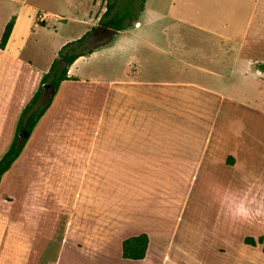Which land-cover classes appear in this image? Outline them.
Returning a JSON list of instances; mask_svg holds the SVG:
<instances>
[{
    "label": "rangeland",
    "instance_id": "374dc122",
    "mask_svg": "<svg viewBox=\"0 0 264 264\" xmlns=\"http://www.w3.org/2000/svg\"><path fill=\"white\" fill-rule=\"evenodd\" d=\"M106 1L0 0V37L12 17L20 19L9 54L0 50V160L13 141L22 109L42 86L41 79L58 52L65 44L83 37L86 30H97V19L105 11ZM137 21L140 24H132L101 46L91 42L89 35L85 48L96 49L94 54L70 66L69 79L54 90L52 97V89L42 86L40 104L49 103L48 108L30 135L19 134V143L26 141L24 152L0 177V192L20 200L27 195L41 196V204L46 207L39 218L36 213L40 199L31 202L34 210H29V202H16L9 210L8 217L13 222L9 235L6 223H1L6 214H0V264H54L70 212L84 220L86 213L87 217L95 214L101 219L108 203L115 207L121 204L126 215L123 223L117 224L120 232L113 236L108 250L104 246L97 252L74 251L67 240L59 264H145L124 260L118 241L138 236L149 228L147 222H136L133 217H154L156 210H150V203L157 205L160 220L171 214L168 221L171 232L175 228L176 242H200L197 250L184 247L193 258L204 260L203 264H215L236 256L237 233L225 227L221 233L219 228V212L224 211L219 198L225 195L226 178L218 183L214 171L191 170L183 183L168 184L162 190L144 186L136 192L134 170L93 171L85 164L86 156H75V162H66L62 160L70 158L66 155L53 156L56 161L52 162L58 165L46 167L45 161L40 162L44 156L37 155L44 149L69 148L76 142L87 147L85 138L73 139L81 133L120 131L121 124L110 122V118L119 120L118 102L124 97L122 90L129 87L127 83L173 79L196 83L205 91L191 88L194 93L189 94L192 99L185 108L181 104L172 106L171 102L156 103L152 111L159 118L153 124L143 122V129L150 126L149 130L157 132L218 131L230 139L236 132L248 131L254 141L253 173L255 177L264 173V151L260 147L264 145V70H258L264 65V0H145ZM183 62L209 73L167 72L168 68L182 69ZM216 62L220 63L214 65ZM147 69L157 71L151 75ZM125 99L123 104L133 114V99ZM146 108L143 120L151 113L150 106ZM184 115L185 123L165 121H177ZM124 125L131 127L133 123ZM100 139L107 141L103 136ZM111 140V147L119 142ZM170 173L173 171L139 172L144 180L171 179ZM120 183L126 184L120 186L121 191ZM52 195L61 207H56ZM147 203V207L142 206L146 208L135 207ZM164 229L167 231V226ZM29 236L34 240L25 252L23 245ZM173 253L168 252L170 257ZM150 261L169 264L162 261L161 255Z\"/></svg>",
    "mask_w": 264,
    "mask_h": 264
},
{
    "label": "crops",
    "instance_id": "0c3cea01",
    "mask_svg": "<svg viewBox=\"0 0 264 264\" xmlns=\"http://www.w3.org/2000/svg\"><path fill=\"white\" fill-rule=\"evenodd\" d=\"M103 13L104 12H102L100 16ZM14 18L15 24L10 38L5 49L1 50L5 54H9L11 44H13L18 34L17 29L19 30L20 19L18 16ZM99 18L97 21H99ZM138 24H140V22H138ZM37 25L38 24H35V27H37ZM93 26L94 24L91 25V27ZM87 32L88 30H86L83 35ZM94 50L96 49H93V51ZM93 54L94 52L88 56L80 57L73 64ZM171 60L172 63L176 62L174 58L169 59V61ZM219 63L220 62H216L214 65ZM146 71L153 75L157 70L147 69ZM176 71H180L177 74H184L185 72L191 71L209 73L208 70L200 66L186 62H183L182 69L168 68L167 70L170 74L171 72L174 74ZM127 85L129 86L127 91L126 89L122 90L123 92L119 90L124 96L123 99L120 98L118 102L119 116H122L120 118L118 116V121L114 120L116 118H110V122L120 123V129L124 131H119L117 129L118 132L105 130L108 132L98 133V131H95L91 133H81L76 138L73 137V139L79 140L85 138V145L87 147L79 146L81 143L76 142L71 143V147L69 148L60 147L55 149H44L37 154L44 156L40 159V162L43 163L45 161L46 167L51 165V167H53V164L58 165V163L52 162L56 161V159H53V156H70V158H62V160L66 162H75V156L81 159L86 156L85 164L93 171L119 170L125 172L134 170L136 172V180L134 183L136 192L141 190L144 186H151L155 187V189L162 190L161 187L167 186L168 184L174 185L175 183H183L186 178L188 179L189 176L187 173L190 174L191 170L197 171L202 168L205 172L214 171L215 180L217 181L218 179V183H222V178H226L224 186L225 195L219 198L220 205L224 206V211L219 212V220L220 218L222 220L219 224V228L221 233L223 227H225L228 231L233 230L238 235L236 256L233 257L232 255L230 260L216 261L215 264H264V252L262 251V246L257 243L260 238H264V173L260 174L259 177H255L253 173L256 166H254L255 164L251 160V156L254 153L252 133L248 131L236 132L230 139L226 134L218 131L213 134L210 132H157L153 129L149 130L150 126L144 130L142 126L143 122L153 124L156 121L155 119L159 118L158 114L152 111L153 107L157 105L156 103L171 102L172 106L181 104V107L185 108L192 99L189 94L194 93L191 88L205 91L204 87L193 82H177L173 79L170 81L141 79L135 83H127ZM125 97L133 99V114L131 113L132 109L129 110L123 104V101H126ZM194 97L196 96L194 95ZM149 106L151 108V113L149 111L147 113V118L143 120L144 113H146L147 110L146 107ZM128 114L133 116L129 118ZM186 117L187 115L178 117L177 121L167 118L165 121L168 123L174 122L173 124L185 123ZM124 123H133V126H126ZM133 127L135 130H128ZM100 136H103L107 141L100 139ZM110 137L115 140L118 139L119 142H114V146L112 147L108 146V142L111 140ZM260 147H262V151H264V145H260ZM64 165L65 164L62 166ZM144 171H173V173H170L169 177L171 179L166 177V179L159 180L150 177L144 180L142 175L139 174V172ZM218 174H220L219 178ZM29 185L28 183V186ZM120 186H126V184L120 183L119 191H121ZM56 192L57 190L54 192L55 195ZM124 192H126V190ZM55 195L51 196V200L54 198L56 207H61V202L55 199ZM91 198L95 200L98 199L96 197ZM38 199H40L39 212L36 214L41 218L40 216L43 217L42 210L46 207L45 203L41 204V200L43 199L41 196L27 195L20 200L13 195H6L2 191L0 192V214H6V216H4L5 219H2L3 221L1 223H6V232L9 230L8 235L11 230L10 224L13 223L12 221L10 222L8 217L9 210L13 209L12 206L20 200L24 203L29 202V210H34L35 206L31 205V202L38 201ZM147 205L149 204H141V206L136 204L135 207L139 210L142 206L147 207ZM148 207H150L151 211L156 210L154 217L148 219L142 214H137L136 218L133 217L136 222H147L149 226V228H144L138 233V235L145 234L148 238L146 255L144 259L141 260V263L151 264L150 259L152 257L154 258L156 256V259H159L161 255L162 261L169 264H203L205 262L204 260L193 258L184 249V247H186L188 249L197 250L199 249L200 242L189 244L182 243V245L176 242L174 239L175 228L171 232L172 227L168 221L171 214L168 213L170 216H163L160 220L157 212V205L150 203ZM121 208V204L115 207V205L112 206L108 203L106 207H104V213L101 219L95 216V214L94 217H87L88 214L86 213L85 220L78 218L75 212L71 211L65 223L64 237L54 264L60 263L59 257L62 256V252L65 248L64 246L67 243L71 245L70 250L74 251L88 249L91 252H97L104 248V246L105 248L107 247L106 250H108L113 236L120 232L117 228V224L123 223L126 219V215ZM120 213H122V216ZM55 217H57V215ZM161 224L163 226H160ZM164 226H167L168 229L166 230L168 232L165 231ZM1 231H3V229H1L0 232ZM246 238H252L256 246L245 244L244 240ZM33 240L31 236L27 238L25 245H23V250L25 252L31 249ZM67 240L69 241L66 243ZM124 240L125 239H121L118 241V244H122ZM170 250L176 253H173V257H170L168 254ZM159 253L161 254L159 255ZM149 254H151V258Z\"/></svg>",
    "mask_w": 264,
    "mask_h": 264
},
{
    "label": "trees",
    "instance_id": "16d2710c",
    "mask_svg": "<svg viewBox=\"0 0 264 264\" xmlns=\"http://www.w3.org/2000/svg\"><path fill=\"white\" fill-rule=\"evenodd\" d=\"M24 1V0H20ZM145 6V0H107L105 11L98 21V28L105 30L121 32L126 30L132 24L137 22L138 16L142 13ZM15 24V18L12 17L6 24L0 37V50H4L12 33ZM92 33L87 32L80 39L65 44L58 52L57 58L50 65L47 73L41 79V85H49L52 90H56L59 85L68 78L69 67L80 57L93 53V49L85 48V39ZM63 62L64 66L60 63ZM259 71L264 70V65H260ZM42 86L38 89L26 103L21 111V116L17 124L16 133L13 141L0 160V177L5 174L13 163L22 155L25 143H19V134L26 132L28 135L34 129L38 120L43 116L48 105L41 106ZM244 243L250 246H256L252 238H246ZM262 246L264 252V238L257 242ZM148 238L145 234L129 238L121 245V256L124 260L141 261L144 259L147 251Z\"/></svg>",
    "mask_w": 264,
    "mask_h": 264
},
{
    "label": "water",
    "instance_id": "95a60500",
    "mask_svg": "<svg viewBox=\"0 0 264 264\" xmlns=\"http://www.w3.org/2000/svg\"><path fill=\"white\" fill-rule=\"evenodd\" d=\"M119 32L117 31H111V30H105L104 34L102 35V37L100 38V40L98 41L99 45H104L106 43H108L112 38H114ZM91 35V34H90ZM46 88H50L49 85H45ZM54 94V90L51 91V97ZM25 136H27L28 134L26 132H23ZM21 136V135H20Z\"/></svg>",
    "mask_w": 264,
    "mask_h": 264
},
{
    "label": "flooded vegetation",
    "instance_id": "af4514ba",
    "mask_svg": "<svg viewBox=\"0 0 264 264\" xmlns=\"http://www.w3.org/2000/svg\"><path fill=\"white\" fill-rule=\"evenodd\" d=\"M105 29L102 28H97V30H95L90 36H89V40L91 42H98L100 40V38L102 37V35L104 34Z\"/></svg>",
    "mask_w": 264,
    "mask_h": 264
}]
</instances>
